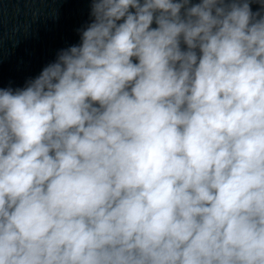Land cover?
<instances>
[{"label": "clouds", "instance_id": "clouds-1", "mask_svg": "<svg viewBox=\"0 0 264 264\" xmlns=\"http://www.w3.org/2000/svg\"><path fill=\"white\" fill-rule=\"evenodd\" d=\"M91 16L0 88V264H264V0Z\"/></svg>", "mask_w": 264, "mask_h": 264}, {"label": "water", "instance_id": "water-1", "mask_svg": "<svg viewBox=\"0 0 264 264\" xmlns=\"http://www.w3.org/2000/svg\"><path fill=\"white\" fill-rule=\"evenodd\" d=\"M91 3L92 0H0V88L25 87L44 67L55 62L62 49L78 45L81 32L93 20ZM251 7L255 12L260 5L253 3Z\"/></svg>", "mask_w": 264, "mask_h": 264}]
</instances>
